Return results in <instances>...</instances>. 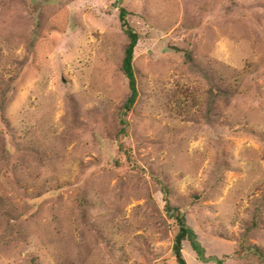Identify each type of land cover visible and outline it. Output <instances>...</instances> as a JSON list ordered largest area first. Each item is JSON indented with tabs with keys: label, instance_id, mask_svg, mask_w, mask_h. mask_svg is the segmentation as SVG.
I'll return each instance as SVG.
<instances>
[{
	"label": "rangeland",
	"instance_id": "obj_1",
	"mask_svg": "<svg viewBox=\"0 0 264 264\" xmlns=\"http://www.w3.org/2000/svg\"><path fill=\"white\" fill-rule=\"evenodd\" d=\"M116 3L0 0V264H264V0Z\"/></svg>",
	"mask_w": 264,
	"mask_h": 264
},
{
	"label": "trees",
	"instance_id": "obj_2",
	"mask_svg": "<svg viewBox=\"0 0 264 264\" xmlns=\"http://www.w3.org/2000/svg\"><path fill=\"white\" fill-rule=\"evenodd\" d=\"M122 0H117L118 5H121ZM128 12L125 8L121 7L119 12V19L121 22V26L124 30L125 35L128 38V45L125 48L124 51V57L122 60V72L125 75V77L128 80V86H129V95L125 103L123 104L121 108L122 112V123L123 125H126V121L124 117L128 115L129 112L132 111V109L135 107L138 97H139V91L137 86V79H136V72L134 68V58H135V50L139 43V35L138 33L130 26L128 20ZM190 61H193L192 58H188ZM205 73V72H204ZM206 74V73H205ZM207 77V76H206ZM209 80V83H211V87L213 90H211V108L214 105L215 98L217 97V94L214 93V84L212 82V79ZM220 93H223L224 95L228 96L231 93L229 92H223L220 91ZM233 94V93H232ZM169 209V212L172 213L173 218L177 222L178 226V232L175 236L174 240V246H173V256L175 258V261L177 264H187L185 258L183 257L182 251H183V244L188 238L191 236V232L189 228L187 227L185 220L183 218V215L179 210L173 209L170 205L167 207ZM257 225V219L255 218L253 222V227ZM247 251L253 253L260 259L264 260V252H262L260 249L254 246L245 245L244 247Z\"/></svg>",
	"mask_w": 264,
	"mask_h": 264
}]
</instances>
